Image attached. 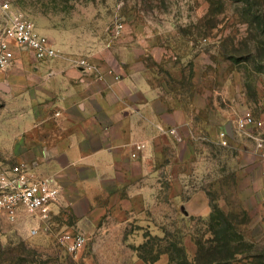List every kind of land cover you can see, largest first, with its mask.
Instances as JSON below:
<instances>
[{"label": "rangeland", "instance_id": "obj_1", "mask_svg": "<svg viewBox=\"0 0 264 264\" xmlns=\"http://www.w3.org/2000/svg\"><path fill=\"white\" fill-rule=\"evenodd\" d=\"M5 3L47 34L59 56L84 59L96 73L117 79L121 68H145L144 76L165 85L173 100L189 103L195 96L199 112L192 111L194 124L187 129L191 143L177 127L157 128L163 134L160 175L143 187H127L124 203L131 208L122 211L112 196L99 195L95 207H80L85 216L79 218L59 201L48 226L26 215L12 222L0 213V264H181L184 251L191 264H264V24L250 21L246 5L0 0V37ZM5 103L0 89V116ZM247 112L253 123L237 130ZM227 125L235 128V144L228 133V145L221 143ZM177 140L182 147L174 153ZM137 143L134 158L141 151ZM21 161L31 171L34 161L48 163L35 160L28 146L0 145V173ZM64 233L86 236L76 255L62 245ZM221 237L240 253L224 259L227 250L213 251Z\"/></svg>", "mask_w": 264, "mask_h": 264}, {"label": "crops", "instance_id": "obj_2", "mask_svg": "<svg viewBox=\"0 0 264 264\" xmlns=\"http://www.w3.org/2000/svg\"><path fill=\"white\" fill-rule=\"evenodd\" d=\"M80 61L66 56L40 61L29 49L17 50L12 64L0 72L6 100L0 145L28 146L35 160L48 162L40 166L34 161L32 172L56 175L61 209L83 218L80 207H95L99 195L112 196L122 211L131 208L124 203L127 187L159 178V130L177 127L188 140L192 111L199 107L195 96L189 103L173 100L165 85L155 86L144 76L145 68H121L117 79ZM226 131L235 144V128L227 125ZM140 141L147 147L134 158ZM181 147L177 140L174 153ZM56 205L53 212L58 213Z\"/></svg>", "mask_w": 264, "mask_h": 264}, {"label": "built area", "instance_id": "obj_3", "mask_svg": "<svg viewBox=\"0 0 264 264\" xmlns=\"http://www.w3.org/2000/svg\"><path fill=\"white\" fill-rule=\"evenodd\" d=\"M3 19L5 25L0 37V71L12 64L17 47L31 50L40 61H48L60 55V50L51 38L24 13L9 8L8 3L3 5ZM80 63L91 68L84 59ZM251 123L252 114L247 112L237 120L236 128L243 130ZM226 133H221L223 145H228ZM145 146V143H137L138 150ZM61 191V185L54 176H38L27 168L26 163H20L13 171L0 173V213L12 222L26 215L38 226H48L53 206L59 201ZM86 239L84 235L72 233H64L60 238L65 249L75 255L84 246Z\"/></svg>", "mask_w": 264, "mask_h": 264}, {"label": "trees", "instance_id": "obj_4", "mask_svg": "<svg viewBox=\"0 0 264 264\" xmlns=\"http://www.w3.org/2000/svg\"><path fill=\"white\" fill-rule=\"evenodd\" d=\"M243 4L246 5L247 11L253 16L252 19H250L251 22L257 23L258 26H262L264 24V6L261 5L258 0H241ZM227 222V221H226ZM229 226L226 228V231H230L232 228L231 224H228ZM230 240L226 239V237H221L215 240L216 245L212 247L213 251L218 250H227V253L223 256L224 259H228L229 257H233L235 254L240 253L239 250H231L230 246ZM1 248V247H0ZM229 256V257H228ZM182 261L181 264H191V262L188 260L185 251L182 255ZM264 261V260H263ZM264 263V262H262Z\"/></svg>", "mask_w": 264, "mask_h": 264}, {"label": "water", "instance_id": "obj_5", "mask_svg": "<svg viewBox=\"0 0 264 264\" xmlns=\"http://www.w3.org/2000/svg\"><path fill=\"white\" fill-rule=\"evenodd\" d=\"M229 130V129H228Z\"/></svg>", "mask_w": 264, "mask_h": 264}]
</instances>
